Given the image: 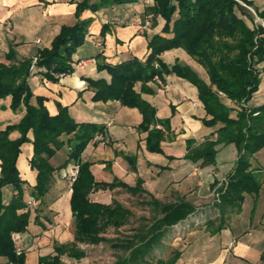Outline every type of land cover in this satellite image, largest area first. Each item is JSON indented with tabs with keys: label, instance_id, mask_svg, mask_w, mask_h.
Segmentation results:
<instances>
[{
	"label": "trees",
	"instance_id": "obj_1",
	"mask_svg": "<svg viewBox=\"0 0 264 264\" xmlns=\"http://www.w3.org/2000/svg\"><path fill=\"white\" fill-rule=\"evenodd\" d=\"M135 2L139 0H83L78 4L77 22L72 26L64 25L51 47L39 50L34 56L37 57L36 62L32 57L17 64L0 63V100L11 95V109L25 108L18 123L0 130V256L6 257L9 263H25L24 251L20 255L16 253L12 234L27 230L31 214L29 198L34 197L42 204L53 184L55 172L66 169L69 164L78 166L70 200L74 239L71 243L57 246L55 255L40 258L41 264H69L62 259V255L80 261L86 257L87 251L79 244L108 242L121 251L112 264H176L180 257L177 250L167 258L158 256L156 251L165 249L164 240L170 231L174 236H181L190 228L189 221L196 215L195 206L184 200L161 203L153 198L148 202L156 210L153 221L133 227L131 234L122 232V228L130 222L132 210L118 200L111 204L93 201L90 194L100 188L113 189L116 186L135 194L139 188L128 187L121 182L96 181L90 170L91 163L82 159V153L93 137L104 131V126L94 122H77L66 106H60L59 112L52 115L45 98L34 96L28 82L36 67L42 68L46 78L54 81L60 75L75 71L73 55L85 42L92 22L90 18L80 19L84 10L96 12L103 7ZM147 9L153 14L150 16L153 20L159 15L165 19L162 32L149 37L148 56L145 60L134 57L119 64L98 61L97 69L107 70L111 79L88 78L96 88L93 99L102 102L119 100L123 105L139 108L143 114L140 126L149 130L158 122L156 109L135 90L137 82L145 85L156 75L163 77L175 73L198 88L199 99L210 116L204 119V123L213 128L221 125L215 131V140H205L188 156L208 164L215 162L219 144L234 143L238 149L234 170L226 178L228 183L220 190V202L217 203L221 212L217 229H221L226 223V214L231 211L239 213L246 194L256 196L262 188V180L252 167L251 159L264 148V103L253 106L250 102L262 82L264 25L258 23L250 9L238 0H154V5ZM257 13L264 18V11ZM106 29L107 24H104L101 35L106 34ZM165 33L170 35L165 36ZM180 47L203 65L209 82L189 65L179 62L169 65L163 61V52ZM7 57L16 59V54L11 51ZM96 58L99 60L102 55ZM161 124L167 125V121L162 120ZM14 131L19 132L18 137H11ZM29 132L33 133V139L28 136ZM163 136L164 130L158 129L157 125L150 129L149 148L160 151ZM26 142L33 144L30 165L37 172L36 184L29 198L24 191L27 181L22 179L16 164L21 147ZM63 148H68L67 158L55 166L51 160ZM5 186H12L17 192L8 203L3 198L2 188ZM111 232L117 233L116 236L108 237Z\"/></svg>",
	"mask_w": 264,
	"mask_h": 264
},
{
	"label": "crops",
	"instance_id": "obj_2",
	"mask_svg": "<svg viewBox=\"0 0 264 264\" xmlns=\"http://www.w3.org/2000/svg\"><path fill=\"white\" fill-rule=\"evenodd\" d=\"M82 1L0 0V63L17 64L22 59L34 57L43 48H50L64 25L72 26L77 22L78 4ZM145 1L103 7L96 12L84 10L80 19L90 18L92 22L85 42L73 55L75 71L60 75L54 81L46 78L42 68L36 67L28 78L33 94L45 98L52 115L59 112L60 106H66L77 122H94L104 126L102 132L107 140L89 143L82 153L83 161L91 163L90 170L96 181L121 182L128 187L139 188L135 194L121 186L100 188L91 192V200L111 204L118 200L116 195L119 193L134 198H154L161 203L184 200L195 206L196 215H207L206 223L190 225L181 236L172 235V231L168 233L164 248L171 249V255L174 250L180 251L176 264H264V206L259 203L264 190V167L254 165L251 159L252 167L262 180V188L256 196L246 194L242 210L227 213L224 227L217 229L221 212L214 203L212 191L216 182L226 180L233 172L238 149L234 143H221L217 146L215 162L208 164L188 156L205 140H215V131L221 125L213 128L204 123V119L210 116L193 83L171 73L161 77V82L154 79L145 85L141 81L135 85V90L141 93L143 99L155 107L156 125H161L164 130L160 151L149 148V131L156 125L143 130L140 126L143 114L139 108L123 105L119 100L102 102L93 99L96 88L88 78L111 79L107 70L97 69L98 61L119 64L134 57L145 60L150 52L149 37L162 32L165 19L160 15L156 16V21L152 19V25L144 30L138 24L145 14L153 16L147 8L154 5V0ZM238 1L250 9L256 21L262 20L264 25V18L257 13L264 11V0ZM139 5L142 8L136 10ZM112 9L114 11L109 13ZM118 9L133 11V16L126 18ZM104 24H107L106 34L101 35ZM11 51L16 54V59L7 57ZM99 54L102 58L97 60ZM161 58L169 65L176 62L189 65L209 82L206 69L184 48L169 49L161 54ZM11 101V95L0 100V114L5 113L0 120V130L18 123L24 115V107L11 113ZM10 115L19 118L13 120ZM162 120H166L167 125L161 124ZM110 122L111 125L108 124ZM18 136V131L11 134L13 138ZM28 136L33 139L34 135L29 132ZM33 153L32 142L24 143L16 163L22 179L27 181L24 185L27 198L37 180V172L30 165ZM67 154L68 148H63L52 158V163L55 166L62 164ZM64 170L55 172L53 184L43 203L39 204L40 201L36 200L35 208L31 209L27 230L18 232L21 237L19 246L25 253L24 264H41L40 258L55 255L57 246L71 243L74 239V230L70 229L71 221L74 222L70 203L73 189L64 178ZM2 192L5 203L17 193L12 186L3 187ZM32 222L34 227H30ZM32 250L34 253L28 256ZM62 259L69 264L78 262L67 255H62ZM8 263L6 257L0 256V264Z\"/></svg>",
	"mask_w": 264,
	"mask_h": 264
},
{
	"label": "rangeland",
	"instance_id": "obj_3",
	"mask_svg": "<svg viewBox=\"0 0 264 264\" xmlns=\"http://www.w3.org/2000/svg\"><path fill=\"white\" fill-rule=\"evenodd\" d=\"M145 2L149 3L150 0H146ZM139 4H141V3H139ZM141 8L142 7H140V5H139L136 7V10H139ZM112 11H114V10L113 9L110 10L109 13L110 12L112 13ZM117 11L120 12V14H122L123 16L125 15L126 18H128V17L131 18L133 16V13H132L133 11L124 12V11H120L119 9ZM150 16L151 15H149V14H145V16L142 18V21L150 18L151 22H152V18ZM257 21H258V23L263 22L262 20H259V19H257ZM151 25L152 24H150V26ZM150 26H148V27H150ZM88 43H91V45H93V42H91V41H88ZM197 63H199L198 60H197ZM263 103H264V71L262 72V82L260 84V88L255 93L250 104L253 106H257V105H261ZM11 113L14 114V110H12ZM4 114H5L4 112L2 113V115L0 114V120L5 117ZM10 117L13 118V120H17L19 118L16 115H10ZM252 161L254 162V165L264 167V149H262L261 151L256 153L254 155V158H252ZM67 169H65L63 171V175L65 174ZM64 178L66 179L67 184L70 185L71 181H72L71 178H68L65 175H64ZM216 183L217 184H215L216 186L214 187V189L217 187V190H216V192L212 191V195H213V198L215 201L214 203L217 204L218 202H216V200H217L216 193H217V191L220 192V190L223 189L225 187L226 183H228V182H225V180L222 179ZM260 195H261V198L259 201L260 206H264V190L261 192ZM116 198L119 201H121L125 206L130 207L132 209V213H133L132 216L130 217V222L122 228V232H124L126 234L127 233L131 234L133 232L131 230L133 227L135 228V227H138V226L143 225V224L151 223L153 221V217L156 214V210H155V207L153 205H150L148 203L151 200H149L147 198H143V197L142 198H140V197L134 198V197L129 196V195L124 194V193L123 194H120V193L117 194ZM35 206L36 205L34 204V207H32L30 209L35 208ZM201 216H203L205 219V221L203 223H206L208 221L207 215H204V214L203 215H200V214L197 215V217H199V218H201ZM34 226H35V224H34V222H32L30 227H34ZM70 229H71V231L74 230V222L73 221H71ZM116 234L117 233L111 232L107 236L108 237H115ZM79 245L81 248L86 249L87 255H86V257H84L80 261L75 262V264H112L116 260L117 255L119 253H121V251H119L118 249L113 247L112 244L109 242L108 243H100L98 245H87V244H79ZM156 252H157L158 256H160V257L163 256V257L167 258L171 255V249L157 250ZM32 253H34V250L28 252V256H31Z\"/></svg>",
	"mask_w": 264,
	"mask_h": 264
},
{
	"label": "built area",
	"instance_id": "obj_4",
	"mask_svg": "<svg viewBox=\"0 0 264 264\" xmlns=\"http://www.w3.org/2000/svg\"><path fill=\"white\" fill-rule=\"evenodd\" d=\"M138 24L140 25L141 29L144 30L145 28H147L148 26H150V24H152V22H151V19L148 18L147 20H144V21L141 20V21H139ZM36 60H37V57H34L33 62H36ZM156 66L158 67V64L157 63H156ZM160 78L161 77H159L158 75H156L154 79L157 80V81H159V82H161L160 81ZM108 124L111 125V122L108 123ZM157 127L160 128L161 125H157ZM103 133L104 132H98L93 137V139L91 140V142H97V141H105V140H107ZM77 174H78V166L77 165H72V166H70L67 169V171L65 172L64 175L67 176L68 178H71V180H72L71 181V184H72V182L75 180ZM225 182H226V180H225ZM216 190H217V187L213 191L216 192ZM216 196H217L216 202H220V197H219L220 196V192L219 191H217ZM34 204H35L34 197H30L29 200H28L29 207L32 208L34 206ZM199 217H197V215H195L193 218L190 219L189 224L194 225V226H198L200 224H203V222L205 221L204 217L203 216H201V218H199ZM12 239H13V241L15 243L16 253L18 255H20L23 252V249H22L21 246H19V242L21 240V237H20L19 233H13L12 234ZM8 264H14V263L10 262Z\"/></svg>",
	"mask_w": 264,
	"mask_h": 264
}]
</instances>
